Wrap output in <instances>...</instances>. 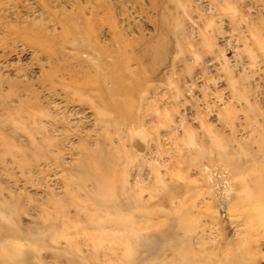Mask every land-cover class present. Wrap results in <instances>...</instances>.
I'll return each instance as SVG.
<instances>
[{"label": "rangeland", "instance_id": "1", "mask_svg": "<svg viewBox=\"0 0 264 264\" xmlns=\"http://www.w3.org/2000/svg\"><path fill=\"white\" fill-rule=\"evenodd\" d=\"M0 264H264V0H0Z\"/></svg>", "mask_w": 264, "mask_h": 264}, {"label": "bare ground", "instance_id": "2", "mask_svg": "<svg viewBox=\"0 0 264 264\" xmlns=\"http://www.w3.org/2000/svg\"><path fill=\"white\" fill-rule=\"evenodd\" d=\"M55 119V118H54Z\"/></svg>", "mask_w": 264, "mask_h": 264}]
</instances>
